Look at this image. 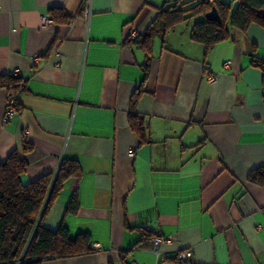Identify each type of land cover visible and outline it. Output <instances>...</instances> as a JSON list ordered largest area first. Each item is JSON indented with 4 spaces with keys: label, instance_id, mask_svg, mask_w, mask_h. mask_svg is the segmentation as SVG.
<instances>
[{
    "label": "crops",
    "instance_id": "0c3cea01",
    "mask_svg": "<svg viewBox=\"0 0 264 264\" xmlns=\"http://www.w3.org/2000/svg\"><path fill=\"white\" fill-rule=\"evenodd\" d=\"M168 1L91 0L86 19L84 0H0V163L18 152L24 184L79 165L43 224L88 235L91 253L43 264H179L182 251L191 264H264V184L251 180L264 170L263 72L252 65L264 28L231 29L209 54L188 21L158 33L145 80L146 53L127 39ZM15 70L24 89L5 122L2 78ZM155 235L175 238L162 247L170 260L150 250Z\"/></svg>",
    "mask_w": 264,
    "mask_h": 264
},
{
    "label": "trees",
    "instance_id": "16d2710c",
    "mask_svg": "<svg viewBox=\"0 0 264 264\" xmlns=\"http://www.w3.org/2000/svg\"><path fill=\"white\" fill-rule=\"evenodd\" d=\"M213 8L220 15V23L209 21L205 17ZM262 10L264 0H245L234 11L230 2L225 0H169L159 8L155 21L145 34L135 39L128 38L127 42L146 53L143 64L146 80L153 41L158 33H166L179 24L192 20L191 38L202 44L205 54H209L217 44L231 39V29L245 32L253 24L264 28V15L258 13ZM51 14L53 20L57 21L58 18L62 21L68 18L62 10H51ZM252 65L262 70L264 88V60L253 56ZM22 84L21 79L13 76L2 78V85L8 92H18ZM132 104L134 108L135 99ZM130 122L139 141L144 142L145 124L134 112L130 114ZM27 166V162L18 152L12 153L6 162L0 163V264H43L59 258H73L91 253L88 235L82 234L71 239L64 225L51 231L43 224L52 200L64 182L79 175L77 162L64 160L56 176L49 174L24 184L21 176ZM251 180L264 184V170L253 173ZM70 211H75L72 204Z\"/></svg>",
    "mask_w": 264,
    "mask_h": 264
},
{
    "label": "built area",
    "instance_id": "2783aa9c",
    "mask_svg": "<svg viewBox=\"0 0 264 264\" xmlns=\"http://www.w3.org/2000/svg\"><path fill=\"white\" fill-rule=\"evenodd\" d=\"M83 5H84L83 6L84 16L86 19H89L90 16L92 15L91 0H84ZM49 23H50V17H44L43 24L47 25ZM136 37H137V34L133 32L129 38L135 39ZM33 61L37 63L38 57L34 56ZM55 66L58 67L59 64L56 63ZM229 66H230V63H227L226 67H229ZM10 76H13L14 78H19V71L18 70L13 71L10 74ZM211 82L215 84L217 82V79L211 78ZM23 89H24V84L21 85L20 90L18 92L10 91L8 93V104H7V110H6V115H5V122H8L12 116L17 114V108H16L17 95ZM28 137H29V133L26 130L24 134V140L27 141ZM173 241H175V238L172 236H169V237H164V236H159V235L152 236L150 250L157 256L158 261L160 262V261L174 259V261L179 264H191L192 262H194V256L191 251L177 252L174 254L173 258L169 259L167 257L168 255L165 252H163L162 247L166 244L173 243Z\"/></svg>",
    "mask_w": 264,
    "mask_h": 264
},
{
    "label": "water",
    "instance_id": "95a60500",
    "mask_svg": "<svg viewBox=\"0 0 264 264\" xmlns=\"http://www.w3.org/2000/svg\"><path fill=\"white\" fill-rule=\"evenodd\" d=\"M206 19L213 22H221L220 15L216 8H213L206 16Z\"/></svg>",
    "mask_w": 264,
    "mask_h": 264
},
{
    "label": "rangeland",
    "instance_id": "374dc122",
    "mask_svg": "<svg viewBox=\"0 0 264 264\" xmlns=\"http://www.w3.org/2000/svg\"><path fill=\"white\" fill-rule=\"evenodd\" d=\"M191 1H193V0H183V2H191ZM234 0H231V2H233ZM196 3V2H195ZM194 4V3H193ZM192 4V5H193ZM189 25H193V21L192 20H190V21H188L187 23H186V26H189Z\"/></svg>",
    "mask_w": 264,
    "mask_h": 264
}]
</instances>
